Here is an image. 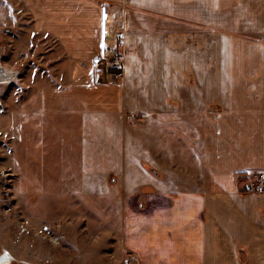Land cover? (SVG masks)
<instances>
[{
	"label": "crops",
	"instance_id": "0c3cea01",
	"mask_svg": "<svg viewBox=\"0 0 264 264\" xmlns=\"http://www.w3.org/2000/svg\"><path fill=\"white\" fill-rule=\"evenodd\" d=\"M22 1L27 32L55 42L48 70L67 87V120L84 134L80 119L102 121L96 134L130 138L131 154L156 120L181 137L172 160L169 147L158 157L177 176L127 181L130 206L145 207L132 206L135 227L144 216V239L127 246L133 258L264 264V193L249 188L250 174L264 173V0ZM114 41L118 83L104 57Z\"/></svg>",
	"mask_w": 264,
	"mask_h": 264
},
{
	"label": "rangeland",
	"instance_id": "374dc122",
	"mask_svg": "<svg viewBox=\"0 0 264 264\" xmlns=\"http://www.w3.org/2000/svg\"><path fill=\"white\" fill-rule=\"evenodd\" d=\"M30 26L22 0H0V68L9 77L0 84V264H140L127 246L144 239V216L135 227L131 211L145 207L130 206L127 181L177 176L158 157L169 147L172 160L181 137L156 120L147 146L133 144L131 154L130 138L96 134L102 121L80 119L84 134L79 119L67 120V87L48 70L55 42L33 39Z\"/></svg>",
	"mask_w": 264,
	"mask_h": 264
},
{
	"label": "built area",
	"instance_id": "2783aa9c",
	"mask_svg": "<svg viewBox=\"0 0 264 264\" xmlns=\"http://www.w3.org/2000/svg\"><path fill=\"white\" fill-rule=\"evenodd\" d=\"M104 57L109 61V65L112 70L115 69L116 77L122 78L123 73L122 70V53L121 49L117 44L108 45L104 52ZM120 71V72H119ZM249 188L258 193H264V173L263 172H254L250 174V184Z\"/></svg>",
	"mask_w": 264,
	"mask_h": 264
},
{
	"label": "bare ground",
	"instance_id": "6f19581e",
	"mask_svg": "<svg viewBox=\"0 0 264 264\" xmlns=\"http://www.w3.org/2000/svg\"><path fill=\"white\" fill-rule=\"evenodd\" d=\"M8 82L9 77L7 76L6 72L2 68H0V84H6Z\"/></svg>",
	"mask_w": 264,
	"mask_h": 264
}]
</instances>
